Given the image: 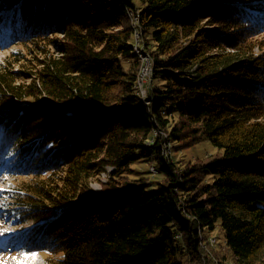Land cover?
Masks as SVG:
<instances>
[{
	"label": "trees",
	"instance_id": "1",
	"mask_svg": "<svg viewBox=\"0 0 264 264\" xmlns=\"http://www.w3.org/2000/svg\"><path fill=\"white\" fill-rule=\"evenodd\" d=\"M0 40L32 58L0 66L18 249L48 264H209L200 238L218 227L236 264L260 263L264 0H0ZM202 139L214 155L172 159ZM139 159L162 180L127 177Z\"/></svg>",
	"mask_w": 264,
	"mask_h": 264
},
{
	"label": "rangeland",
	"instance_id": "2",
	"mask_svg": "<svg viewBox=\"0 0 264 264\" xmlns=\"http://www.w3.org/2000/svg\"><path fill=\"white\" fill-rule=\"evenodd\" d=\"M1 41V40H0ZM0 43V66H7L14 71L22 68H29L32 65L27 63L29 60L32 63L30 52L25 46L21 44H6ZM141 43L140 38L137 39V45ZM141 50L139 53L140 60L144 64L147 77L143 81L140 91H145V84L147 78L150 75V58L146 51L140 45ZM46 49V48H45ZM52 51L51 48L49 49ZM21 59V62H14ZM137 87V86H136ZM137 92L140 94L138 88ZM145 95V92H144ZM216 153L215 148L206 139H202L196 144L182 148L179 150H171V157L176 162L185 164L186 162H192L195 160H204L206 156L214 155ZM3 166L0 169V264H48L45 259L47 254L44 251L30 252L25 249H18L17 242L14 237L17 231L24 226L17 224V221L12 216V206L8 198L7 192L12 189L14 184L22 179L11 174V167L8 166L7 161H2ZM150 164L145 160L139 159L130 165V171L126 175L132 179L146 178L148 180L161 181V177L157 173H150ZM110 167L105 169V172L97 176L91 182V188L93 191H100L102 183L108 179V173ZM23 179H29L24 177ZM200 242L202 243V249L204 256L210 260L209 264H236L230 251L224 243L223 232L217 227L214 231H204L201 235ZM186 264V263H185ZM196 264V263H195ZM259 264H264V252L261 256Z\"/></svg>",
	"mask_w": 264,
	"mask_h": 264
},
{
	"label": "bare ground",
	"instance_id": "3",
	"mask_svg": "<svg viewBox=\"0 0 264 264\" xmlns=\"http://www.w3.org/2000/svg\"><path fill=\"white\" fill-rule=\"evenodd\" d=\"M128 17H129V19H130V22H131V24H132V26L133 27H137V17H136V13H133L132 11H129L128 12ZM139 38V32H136L135 33V39H136V44H137V39ZM135 49H136V46H135ZM144 67V66H143ZM142 67V69H141V71H140V74H139V78H138V81H137V88H138V90H139V92H140V95L142 96V97H144L145 95H144V92L145 91H140V89L142 88V84H143V81H144V79H145V77H146V75H147V73H146V71H148V70H146L145 68H143ZM156 133L154 132V135H155ZM152 140L153 139H151L150 140V142H152ZM111 170H112V168H110ZM110 170V171H111Z\"/></svg>",
	"mask_w": 264,
	"mask_h": 264
},
{
	"label": "built area",
	"instance_id": "4",
	"mask_svg": "<svg viewBox=\"0 0 264 264\" xmlns=\"http://www.w3.org/2000/svg\"><path fill=\"white\" fill-rule=\"evenodd\" d=\"M148 74V73H147ZM146 77H147V75H146ZM143 85V84H142Z\"/></svg>",
	"mask_w": 264,
	"mask_h": 264
}]
</instances>
